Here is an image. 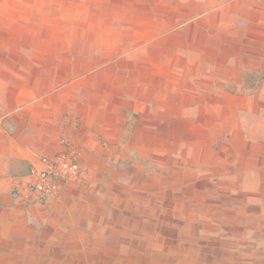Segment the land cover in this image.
Masks as SVG:
<instances>
[{
  "label": "crops",
  "instance_id": "1",
  "mask_svg": "<svg viewBox=\"0 0 264 264\" xmlns=\"http://www.w3.org/2000/svg\"><path fill=\"white\" fill-rule=\"evenodd\" d=\"M167 4L177 5L175 14L152 7L144 20L137 16L143 65L118 62L106 72L99 61L59 58L10 67L0 46V264L83 258L82 253L74 257V251L97 237L94 229L105 224L108 213L109 190L99 180L103 173L95 172L118 163L122 142L129 148L135 142L122 133L134 132L128 121L137 101L158 102L156 116L165 118L191 117L197 102L221 99L230 128L233 107L264 115V79L237 71L264 68V28L245 35L237 27L246 13L263 18L264 0L150 3ZM178 22L188 25L172 32ZM244 36L256 38L257 49L251 54L244 48ZM84 48L87 51L88 45ZM234 101L245 103L236 106ZM258 121L257 133L224 143L227 159L212 170L215 178L235 182L231 191L244 203L238 218L242 224H212V237H218L212 264H264V128ZM69 144L84 170L81 184L67 185L49 205L30 204L14 194L33 165L56 157Z\"/></svg>",
  "mask_w": 264,
  "mask_h": 264
},
{
  "label": "rangeland",
  "instance_id": "2",
  "mask_svg": "<svg viewBox=\"0 0 264 264\" xmlns=\"http://www.w3.org/2000/svg\"><path fill=\"white\" fill-rule=\"evenodd\" d=\"M152 1L0 0L3 60L10 67L26 60L99 61L106 72L118 62L143 65L144 41L139 37L142 29L137 16L144 20L152 7H163L168 14H175L177 8L175 4L152 6ZM244 17L237 27L245 35L264 28V17L255 20L258 16L253 13ZM176 23L169 27L172 32L188 22ZM255 39L244 36V48L250 54L257 49ZM86 44L88 50H82ZM65 47L69 51L64 52ZM237 71L264 79V68ZM157 103L137 101L128 121L134 132L122 133L124 137L130 134V141L135 142L131 148L122 142L118 163L95 172L103 173L99 180L109 190L105 224L94 229L97 237L74 251V257L82 253L83 258L51 263L212 264V246L218 240L212 237V224H242L238 218L243 198L230 187L235 182L220 175L215 178L212 170L227 159L224 143L234 136L257 133L258 119L264 128V115L233 107L230 128L224 100L197 102L191 117L160 118L155 113L160 112ZM237 103L245 102H233ZM231 213L236 217L229 218ZM249 215L247 223L252 222Z\"/></svg>",
  "mask_w": 264,
  "mask_h": 264
},
{
  "label": "built area",
  "instance_id": "3",
  "mask_svg": "<svg viewBox=\"0 0 264 264\" xmlns=\"http://www.w3.org/2000/svg\"><path fill=\"white\" fill-rule=\"evenodd\" d=\"M84 170L77 150L69 144L54 158H41L29 175L21 180L14 194L30 204L49 205L57 200L67 185L81 184Z\"/></svg>",
  "mask_w": 264,
  "mask_h": 264
}]
</instances>
